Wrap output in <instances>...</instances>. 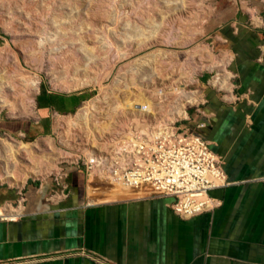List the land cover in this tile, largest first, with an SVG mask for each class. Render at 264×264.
Segmentation results:
<instances>
[{
    "label": "rangeland",
    "instance_id": "rangeland-1",
    "mask_svg": "<svg viewBox=\"0 0 264 264\" xmlns=\"http://www.w3.org/2000/svg\"><path fill=\"white\" fill-rule=\"evenodd\" d=\"M241 15L263 27L264 0H0V209L57 203L75 184L90 203L124 192L83 162L146 117L145 99L158 124L189 128L181 112L196 109L202 76L230 71L214 65ZM42 87L89 99L45 118Z\"/></svg>",
    "mask_w": 264,
    "mask_h": 264
},
{
    "label": "crops",
    "instance_id": "crops-1",
    "mask_svg": "<svg viewBox=\"0 0 264 264\" xmlns=\"http://www.w3.org/2000/svg\"><path fill=\"white\" fill-rule=\"evenodd\" d=\"M247 22L241 15L222 35L231 46L214 66H229L224 83L202 76L196 109L181 112L225 160L230 184L211 192L215 211L183 219L174 199L135 192L90 203L75 184L54 204L40 196L22 213L0 209V264H264V26ZM88 99L42 87L36 103L48 118L73 116Z\"/></svg>",
    "mask_w": 264,
    "mask_h": 264
},
{
    "label": "built area",
    "instance_id": "built-area-1",
    "mask_svg": "<svg viewBox=\"0 0 264 264\" xmlns=\"http://www.w3.org/2000/svg\"><path fill=\"white\" fill-rule=\"evenodd\" d=\"M143 115L114 145L83 162L86 175H100L116 190L172 198V210L183 219L215 211L211 192L230 184L224 158L189 128L158 124L153 112Z\"/></svg>",
    "mask_w": 264,
    "mask_h": 264
},
{
    "label": "bare ground",
    "instance_id": "bare-ground-1",
    "mask_svg": "<svg viewBox=\"0 0 264 264\" xmlns=\"http://www.w3.org/2000/svg\"><path fill=\"white\" fill-rule=\"evenodd\" d=\"M217 81L218 82H222V83H224V81L222 80V76L219 74L218 75V78H217ZM191 102H196V100H192ZM151 103L149 102V101H147L146 99L145 100H143L141 103H139V104H135V106H139L140 107V109H141V112L142 113H144V114H148V113H152L153 112V110H152V108H151ZM185 113H183V115H184ZM172 123V122H171ZM90 182V181H89ZM94 185H92V187H93ZM114 196V195H113ZM0 215L1 216H4L5 215V213L3 212V211H0Z\"/></svg>",
    "mask_w": 264,
    "mask_h": 264
}]
</instances>
